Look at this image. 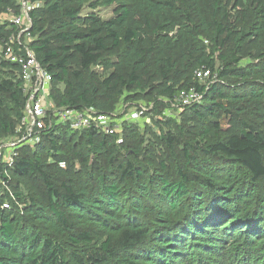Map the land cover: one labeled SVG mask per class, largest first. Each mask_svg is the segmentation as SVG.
<instances>
[{
    "label": "trees",
    "instance_id": "16d2710c",
    "mask_svg": "<svg viewBox=\"0 0 264 264\" xmlns=\"http://www.w3.org/2000/svg\"><path fill=\"white\" fill-rule=\"evenodd\" d=\"M2 1L19 14V3ZM29 1L44 3L29 12L27 45L52 77L57 107L110 113L146 96L161 115L165 99L194 87L202 100L178 115L203 126L186 138L155 121L170 153L181 146L170 168L129 158L143 143L126 146L131 123L122 143L96 129L56 127L33 148L20 146L12 167L0 163V264H208L227 246L264 264V136L247 120H264V51L240 64L245 43L263 36L264 0H247L250 14L236 23L224 0H211L209 18L197 0H105L119 14L103 21L80 14L86 0ZM18 30L0 24V45ZM201 69L211 74L205 82L195 77ZM25 100L19 65L0 53V144L16 135ZM219 114L237 117L238 132L209 120ZM70 157L80 162L75 178L58 172Z\"/></svg>",
    "mask_w": 264,
    "mask_h": 264
},
{
    "label": "rangeland",
    "instance_id": "374dc122",
    "mask_svg": "<svg viewBox=\"0 0 264 264\" xmlns=\"http://www.w3.org/2000/svg\"><path fill=\"white\" fill-rule=\"evenodd\" d=\"M18 4L17 0H15ZM68 1V0H67ZM249 2L247 0H224V7L229 16V22L236 23L243 12H247L250 14V9L248 8L247 4ZM44 3L41 1L39 2L38 7H42ZM197 4L199 7V11L206 17L209 18L212 11L211 0H197ZM37 8V7H36ZM88 13H92L96 15L99 20H107L110 18H115L119 14V7L117 4L113 3L110 5L105 4V0H86L80 7V14L86 15ZM18 14H15L13 11V7L11 4L9 5L8 2L2 1L0 2V24L6 23H13L14 18ZM232 25V24H231ZM31 27L30 20H26L21 27H18L19 30L21 28L29 29ZM177 27L174 26L172 31L169 32V36H173L176 33ZM20 40L22 43L28 44L32 37L27 32H22L20 36ZM4 44V43H3ZM3 44L0 45V53L3 48ZM264 51V33L261 38L260 42L255 41H247L244 45V58L241 60L240 64L245 66L250 63L256 62L255 56L260 52ZM113 69V68H110ZM94 73L98 77H102L105 74L104 68L94 67ZM56 86L62 90L64 88L63 84H56ZM145 103L149 104L152 103V100L149 97L143 96L140 97L138 100L133 101L130 106ZM119 104L123 106H127V103L121 101ZM183 109V108H181ZM167 114L161 113V115L156 114L153 111V103L152 108L148 111L147 115L141 118L137 122H133L132 128L135 129V133L131 134L132 138H126V146L129 142H135V144H139L140 139L143 140L141 146V154L135 158L133 155H129L130 159L136 160L141 165L151 164L152 166H159V163L168 162L170 163L169 168L171 167L172 163H174L173 158L182 159L181 157V146H176L175 152L170 153L163 140L160 136V127L156 124V120H164L165 130H170L173 133L177 134L179 129L182 130V134L186 138H190L193 136L198 135V132L202 130V123H199L196 119L191 116L181 117L179 116L183 110H173L169 111L168 108L164 110ZM179 114V115H178ZM176 117L175 119L172 118L174 121L166 122L167 118ZM253 118V119H252ZM247 119V118H246ZM168 120V119H167ZM170 120V119H169ZM210 121L216 120L219 125L220 129L223 133H231V132H238V118L234 115H217L215 118H210ZM248 122L255 127L261 134L264 136V120L263 118L254 117L247 119ZM121 140L117 142L122 143L125 138L121 136ZM4 147L0 148V160L3 165H7L12 167L14 164L15 157L18 152V142L16 137H10L5 140L3 143ZM12 147H8V145H12ZM23 146V145H21ZM31 147V145H29ZM15 148V149H14ZM32 148V147H31ZM14 153L16 155L14 156ZM129 154V152H128ZM144 156V157H143ZM264 156V153H263ZM147 157L151 159L152 162H147ZM183 163V162H182ZM102 166V163H100ZM62 166V167H61ZM60 167L63 168V165L60 164ZM65 170L58 171L63 176H73L75 178L74 173H76L80 169V162L75 157H70L65 165ZM33 179H30L29 185L32 186L34 191H39L40 187ZM258 193L264 197V177H262L259 181ZM230 246L225 247L221 251H218L214 255H212V259L208 264H261L262 259H258L260 255H252L250 253H246V255H236V252L229 248ZM233 247H236V244H233Z\"/></svg>",
    "mask_w": 264,
    "mask_h": 264
},
{
    "label": "built area",
    "instance_id": "2783aa9c",
    "mask_svg": "<svg viewBox=\"0 0 264 264\" xmlns=\"http://www.w3.org/2000/svg\"><path fill=\"white\" fill-rule=\"evenodd\" d=\"M18 3L20 12L13 20L17 28L21 27L26 20H30L29 12L39 5V2L29 0H18ZM27 31V28H21L16 36H10L4 42L1 51L5 60L19 65L20 78L26 95L22 117L16 125V135L12 136L17 138L18 147L31 145L33 148L42 137L43 131L56 127L59 129L68 127L77 132L96 129L106 135L118 136L117 140L120 141L124 124L139 121L152 108V103H139L130 107L118 104L110 113H100L92 107L81 109L57 107L50 97L51 75L36 60L34 52L28 45L20 40L21 33ZM210 75L207 69L195 71V77L200 82H205ZM202 98V93L191 87L180 91L174 98L164 101L169 104V111H176V109L182 110L181 108L197 104ZM164 114H167L166 111ZM3 143L0 144V148L4 147ZM12 146L14 144L8 145V147ZM60 164L64 166V163Z\"/></svg>",
    "mask_w": 264,
    "mask_h": 264
}]
</instances>
